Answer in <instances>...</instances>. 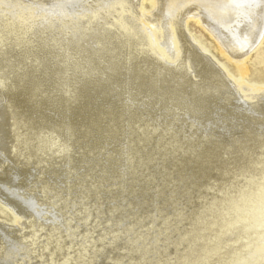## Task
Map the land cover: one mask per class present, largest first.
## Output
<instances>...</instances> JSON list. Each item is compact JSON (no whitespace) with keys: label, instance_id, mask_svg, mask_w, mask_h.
<instances>
[{"label":"bare ground","instance_id":"obj_1","mask_svg":"<svg viewBox=\"0 0 264 264\" xmlns=\"http://www.w3.org/2000/svg\"><path fill=\"white\" fill-rule=\"evenodd\" d=\"M144 1L0 0V264H88L120 202L173 246L128 264H264V0Z\"/></svg>","mask_w":264,"mask_h":264},{"label":"rangeland","instance_id":"obj_2","mask_svg":"<svg viewBox=\"0 0 264 264\" xmlns=\"http://www.w3.org/2000/svg\"><path fill=\"white\" fill-rule=\"evenodd\" d=\"M148 2H149L148 0H145L144 4L149 5ZM147 8L148 7L146 6L145 9H147ZM189 29H190V32L192 33V35H196V36L203 39V41L206 43V48H208V50L212 51V53L216 54L215 58L218 60V63L225 70L228 71L229 75H231L232 77H234L237 80H240L239 76L237 75V73L234 69V62L230 59L224 58L221 55H217L215 48L211 45L209 39L203 37V34L199 31L198 27H195L192 23H190ZM245 63L248 66V69H249L248 73L249 74H248L247 78H244V82L252 88L258 87L257 89H255V92L257 93L256 96L263 95L264 94V92H263V90H264V40H263L262 44L259 46V48H257L255 51H253L245 59ZM249 92H252V91H249ZM253 99H255V98H253ZM253 99H251V101ZM110 194L111 193L107 192L104 199L108 200L109 198H111ZM203 196H207V195L203 194ZM0 202H1L0 203V223H4V225H11L10 223L12 222V219H13L12 209H10V207H8L9 204L7 203L6 200L0 199ZM120 203H122L121 204L122 208H120L117 212H115L112 216H110L109 221H106L105 217L99 219V224L101 223V226H105L106 224L107 225L108 224L113 225L115 227L114 232L115 233L117 232V234L119 233V230H123L125 228L127 230V228H128L129 233L128 234L119 233L120 236H118V238L115 240L110 239L112 237V235H110V234L106 235L103 238L104 239V245L102 247H100L98 256L96 258H94V260L90 261L88 264H108V263L109 264H112V263L128 264L126 262H128L129 254L126 253L127 247H126V243H124V242L126 241L125 240L126 237H128L127 239H130L131 237L134 236L132 233L139 234L140 238L139 237L138 238L141 240H144L143 237H146L147 239H150V240H152L153 238L156 237L159 240L157 243L153 244V246L159 248L160 250L166 248L170 253L173 252V249H172L173 246H171V245L169 246L167 244V242L165 241L166 234L163 232L162 233L160 232L161 230H159L158 225L152 227L151 220H153V219H155V220L157 219L159 221L157 224H161V219H158V215L155 214L156 209H157L156 206L150 205V206H142V207L136 208V206L125 207L124 206L125 203H123V202H120ZM196 203L197 204L199 203L198 200L196 201ZM107 204H108V202L105 201L103 203V206L106 205V207H107ZM179 207H181V206H179ZM184 209L186 210V209H188V207L184 205ZM153 217H155V218H153ZM136 218H138V219H136ZM115 222H118V223L115 224ZM117 227H119V228H117ZM97 229H99V233H102V230L99 227L93 229V231H97ZM107 229L108 228H106L105 230H107ZM117 229H119V230H117ZM135 230H137V231H135ZM133 231H135V232H133ZM162 231H164V230H162ZM124 232H126V231H124ZM95 233L96 232H94L93 235H95ZM150 233H152V234H150ZM173 234H174V232H170L171 236ZM136 241H137V243H139L138 246H141V244L144 242V241H138V240H136ZM111 248H113V249H111ZM103 253H104V255H103ZM134 254L139 255V253L137 254L136 252ZM123 256H125V257H123ZM116 258L119 259L120 263L115 261ZM152 258H153V249L148 251L145 262L146 263L149 261L154 262L155 260L154 261L150 260ZM142 262H143V264L145 263L144 261H141V263Z\"/></svg>","mask_w":264,"mask_h":264}]
</instances>
